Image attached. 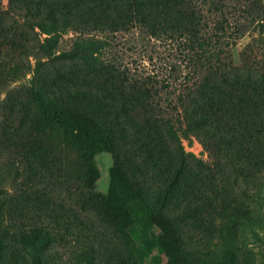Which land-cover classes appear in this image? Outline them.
<instances>
[{
  "label": "trees",
  "instance_id": "16d2710c",
  "mask_svg": "<svg viewBox=\"0 0 264 264\" xmlns=\"http://www.w3.org/2000/svg\"><path fill=\"white\" fill-rule=\"evenodd\" d=\"M6 1L7 10L0 9V99L4 95L6 101L14 97L24 101V116L6 138L9 146H16L11 156L15 158V152L20 153L31 174V182L22 189L23 196L36 195L39 191L35 187L46 183L49 178L40 131L50 123L58 122L71 129L80 141L94 143L92 128L88 124L93 118L92 112H104L110 119L114 142L120 151L124 149L127 157L124 163L146 157L151 162L155 179L163 184L157 208L161 214L172 196L180 200L181 181L186 179L197 158L192 151L185 149L183 134L199 136L210 153L221 149L232 168L240 172H246L249 165V170L255 168L259 137L264 148L262 0H237L240 8L245 9L246 17L256 22L259 44L262 45L258 48L261 52L247 61H237L233 56L236 39L230 31L242 35L246 22L231 25L226 0H108L102 10L99 0H77L66 9H50L53 0ZM2 2L4 0H0V4ZM45 3L49 9L43 7ZM238 3L230 0L231 7ZM123 23L125 25H120ZM74 25L102 31L140 27L152 35L171 30L172 36H180L189 59L186 74L189 82L178 93V102H169L171 109H163L159 101H149L160 94L158 89L145 86L138 77L130 78L117 65L105 62L103 54L111 44L108 36L78 35L69 49L59 51L57 47L63 30ZM36 29L38 40L27 44L24 35ZM9 52L13 56L10 61L1 59ZM32 56H35V62H32ZM58 62L72 68L79 67L74 73L66 71L56 77L48 76L47 65H57ZM20 79L27 80L21 92L14 96L10 85ZM177 88L169 90L168 97H172L171 93ZM139 112L145 116V124L136 121ZM147 137L155 143L158 156L152 152L144 155L141 151ZM169 148L173 151L174 170L166 173L159 158ZM117 156L119 163L123 161ZM117 170L118 166L114 169L115 177ZM114 176L111 190L121 204L128 206L130 200L117 186L118 180ZM208 184L216 188L217 194H223L211 179ZM221 187L228 192L229 187L223 184ZM181 194L184 199L180 202L190 201L184 190ZM222 216L224 223L218 228L216 240L209 245L204 256L197 259L187 256L188 264H236L240 225L247 217V208L242 201L235 199ZM54 240L47 228L39 226L14 235L11 246L22 252V258L26 260L24 264H46L43 253ZM5 244L0 237V253L4 252ZM173 244L174 240L166 235L162 248L171 262L177 260ZM0 256L4 257V253ZM76 260L77 264H102L88 253L79 254ZM115 264L131 263L125 256H119Z\"/></svg>",
  "mask_w": 264,
  "mask_h": 264
},
{
  "label": "rangeland",
  "instance_id": "374dc122",
  "mask_svg": "<svg viewBox=\"0 0 264 264\" xmlns=\"http://www.w3.org/2000/svg\"><path fill=\"white\" fill-rule=\"evenodd\" d=\"M75 1L53 0L50 9H66ZM262 2L264 5V0ZM99 3L102 10L108 0H99ZM7 4L6 0L0 4L1 11L7 10ZM239 5L231 7L230 0H226L231 25L238 21L247 25L242 35L230 29L236 39L231 49L237 61H247L261 52L258 48L262 45L259 44L256 22L250 21L245 9ZM43 7L49 9L46 3ZM118 29L102 31L74 25L63 30L57 49H69L78 35L108 36L111 44L104 51V61L117 65L130 78L138 77L145 86L158 89L160 94L149 101H159L163 109H171L169 102H178V93L189 82L185 42L176 34L172 36L171 30L152 35L140 27ZM37 30L26 32L23 40L29 45L36 42ZM12 57L9 52L1 59L10 61ZM32 62H35V56H32ZM78 67L72 68L61 62L57 65L49 63L46 71L48 76L56 77L60 72L74 73ZM26 80L20 79L10 85L14 96L21 92ZM176 86V92L168 97L169 90ZM3 98L4 95L0 99V237L6 247L0 253H4V257L0 256V264H24L26 260H23L22 252L11 246L14 235L39 226L47 228L55 237L43 253L46 264H77L76 257L81 253L93 255L102 264H115L119 256H125L131 264H188L187 256L193 259L204 256L209 245L216 240L218 228L224 223L222 215L235 199L242 201L247 208V217L240 225L236 264H264V148L260 137L256 145V166L249 170V165L243 173L232 168L221 149L210 153L199 136L183 134L185 149L192 151L197 158L186 179L181 181L180 200L172 196L161 214L157 208L163 184L155 179L151 162L146 157L124 163L127 159L124 149L120 151L115 144L112 123L104 112H92L93 118L88 120L94 143L80 141L71 129L53 122L39 133L49 165L48 181L35 187L39 191L36 195L26 197L22 189L31 182V174L20 153L15 152V158L11 156L16 146H9L6 140L24 116V101L15 97L7 101ZM144 117L139 112L136 121L145 124ZM150 139H144L141 151L144 155L152 152L158 156L155 143ZM172 153L171 148L165 149L159 158L166 173L174 170ZM117 155L123 159L120 163ZM117 166L119 170L115 177ZM113 176L130 200L128 206L121 204L113 194ZM209 179L219 185L223 192L221 196L208 184ZM222 184L229 187L228 192L221 187ZM182 190L190 201L180 202L184 199ZM39 193L41 196L38 197ZM166 235L174 240L175 262H171L163 251Z\"/></svg>",
  "mask_w": 264,
  "mask_h": 264
}]
</instances>
